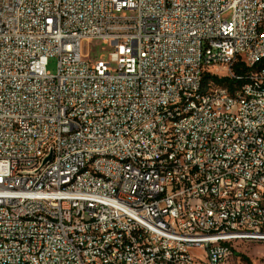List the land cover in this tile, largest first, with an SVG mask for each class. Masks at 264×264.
I'll return each mask as SVG.
<instances>
[{
    "label": "built area",
    "instance_id": "1",
    "mask_svg": "<svg viewBox=\"0 0 264 264\" xmlns=\"http://www.w3.org/2000/svg\"><path fill=\"white\" fill-rule=\"evenodd\" d=\"M92 39L108 62L84 60ZM262 59L264 0H0V264H222L264 235L236 201L264 194ZM237 62L260 106L196 99Z\"/></svg>",
    "mask_w": 264,
    "mask_h": 264
},
{
    "label": "bare ground",
    "instance_id": "2",
    "mask_svg": "<svg viewBox=\"0 0 264 264\" xmlns=\"http://www.w3.org/2000/svg\"><path fill=\"white\" fill-rule=\"evenodd\" d=\"M231 78L236 80L235 82L241 81L242 78L245 79L243 83L251 82V75H243V77L239 75ZM243 83L241 85H243ZM234 85L235 84L232 86L234 87L232 90H234V93H238V100H249L252 101V106H260L259 92H252L250 89H242L241 85ZM223 93H231L229 86L216 85V83L212 82V86H206L196 90V99H206V97H212ZM185 109L186 101L178 100L177 111H185ZM233 119L236 122H245V113L241 112V110H233ZM165 133H173V125H165ZM260 146H264V137L260 139ZM94 158H103V151H94ZM107 162H116V153L107 154ZM149 162H157V155H149ZM62 186H71V179H62ZM211 196L212 188H205L201 194H198V201H209ZM236 201H251L253 202V209L255 212L264 211V194H259L257 191L236 194ZM200 214H207V202H200ZM246 219L247 212L238 211V220H232V230H240L239 220ZM250 225H257V218H250ZM256 240L264 241V235H257Z\"/></svg>",
    "mask_w": 264,
    "mask_h": 264
},
{
    "label": "rangeland",
    "instance_id": "3",
    "mask_svg": "<svg viewBox=\"0 0 264 264\" xmlns=\"http://www.w3.org/2000/svg\"><path fill=\"white\" fill-rule=\"evenodd\" d=\"M230 13H226L223 17L228 18ZM113 51L110 44H105L101 40L92 39L84 41L81 44V54L84 60L91 64L99 60L101 57L104 61H109V53ZM57 60L50 57L46 69L51 74L56 72ZM111 70H115V64L110 66ZM217 85V84H216ZM197 253H200L197 251ZM222 264H264V241L259 240H237L232 244L231 254Z\"/></svg>",
    "mask_w": 264,
    "mask_h": 264
},
{
    "label": "trees",
    "instance_id": "4",
    "mask_svg": "<svg viewBox=\"0 0 264 264\" xmlns=\"http://www.w3.org/2000/svg\"><path fill=\"white\" fill-rule=\"evenodd\" d=\"M264 66V59H262L261 61H259V63L253 68V69H259L261 67ZM232 70L235 72V74L237 76H241L243 77V75H245L246 73H248L250 71V68L246 67L243 63L241 62H237L234 64ZM243 79V80H242ZM241 81H237L235 82L236 80L234 79H230L229 77H217L215 75H212L210 73H205L204 76H203V81L205 83L209 82V81H212L218 85H226V86H229L230 90L232 91V89H234L233 84H235L234 86L236 85H241L243 82H245V79L242 78ZM235 82V83H234ZM240 83V84H239Z\"/></svg>",
    "mask_w": 264,
    "mask_h": 264
},
{
    "label": "water",
    "instance_id": "5",
    "mask_svg": "<svg viewBox=\"0 0 264 264\" xmlns=\"http://www.w3.org/2000/svg\"><path fill=\"white\" fill-rule=\"evenodd\" d=\"M51 159V156L49 155L47 158L44 159L43 164H45L46 162H48Z\"/></svg>",
    "mask_w": 264,
    "mask_h": 264
}]
</instances>
